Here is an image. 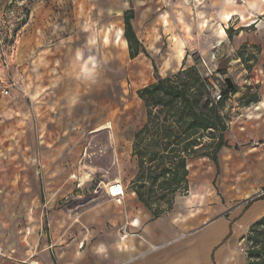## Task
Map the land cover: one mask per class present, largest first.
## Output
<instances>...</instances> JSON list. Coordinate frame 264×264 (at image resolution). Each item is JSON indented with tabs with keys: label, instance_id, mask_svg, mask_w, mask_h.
<instances>
[{
	"label": "rangeland",
	"instance_id": "374dc122",
	"mask_svg": "<svg viewBox=\"0 0 264 264\" xmlns=\"http://www.w3.org/2000/svg\"><path fill=\"white\" fill-rule=\"evenodd\" d=\"M212 1L0 0L1 38L11 25L18 27L9 59L8 79L14 84L11 91L25 94L28 107L38 109L37 127L42 140L50 137L57 144L71 140L64 152L72 158L71 163H44L57 149L44 146L42 167H24L27 174L30 169L42 168L41 176L52 185L55 171L68 166L65 169L72 174L74 191L71 195L62 194V207L104 196V189L116 181L132 190L133 173L138 169V162L132 157L134 134L147 119L137 91L156 82L154 63L162 78L171 77L182 68L197 67L214 85L215 98L221 94L220 87L225 86L226 79H232L238 90L243 88L240 94L230 96L235 105L228 107V124L237 118L233 109L239 113V106L248 104L256 94L252 91L256 85L244 84L246 78H251V61H256L252 52L256 48L250 44L235 51L233 38L241 30H236L232 22L220 26L207 6ZM131 7L134 31L147 52L135 59L116 38L118 30L124 32L123 14ZM222 27L226 29L225 36L221 34ZM247 29L254 31L253 27ZM178 50L184 54L180 63L176 59ZM245 69L248 72L243 73ZM242 97L247 99L239 103ZM228 104L229 100L223 108ZM4 155L0 144V254L23 261L29 258L30 242L37 239L26 228L33 221L26 205L48 202L50 195L46 193L55 192L56 187L47 185L48 192L44 190L38 199L30 175L20 193L17 173L12 175L13 170L2 164ZM4 171H11V181L8 174L4 177ZM24 206V214L17 212ZM11 207L15 213L10 214L13 219L6 226L9 215L5 208ZM41 232L49 234V228ZM246 244L245 241V249Z\"/></svg>",
	"mask_w": 264,
	"mask_h": 264
},
{
	"label": "crops",
	"instance_id": "0c3cea01",
	"mask_svg": "<svg viewBox=\"0 0 264 264\" xmlns=\"http://www.w3.org/2000/svg\"><path fill=\"white\" fill-rule=\"evenodd\" d=\"M242 1L213 0L207 6L220 26L232 22L236 30L245 28L233 38L235 51L250 44L256 48L252 52L256 61H251V78H246L244 84L256 85L252 91L258 100L241 104L239 113L233 109L237 118L224 133L227 146L218 153V164L202 156L189 160L188 193L177 195L173 209L157 218L126 185L120 202L104 189V196L62 207V194L74 191L72 174L65 169L68 166L55 171L52 185L44 181L40 167L27 174L24 167L32 164L42 167L44 163H71L72 158L64 154L71 140L64 139L61 144L50 137L42 140L37 127L38 109L28 107L25 94L11 91L14 84L8 79L10 63L7 68L0 65V144L5 151L2 164L13 170L12 175L17 173L20 193L30 175L38 199L48 190L47 185L56 187L55 192L46 193L50 195L46 204L39 201L26 205L33 215L26 228L37 235L30 242L29 258L10 259L3 253L0 264H248L245 237L251 225L264 217V200L253 201L264 192V0ZM227 15L232 19L226 20ZM250 27L254 31H248ZM116 38L120 46H127L123 30H118ZM183 56L178 50L177 62ZM242 90L239 88V94ZM245 99L242 97L239 103ZM231 101L223 108L227 115L230 106L235 105ZM44 146L57 147L54 156H47L45 162L41 154ZM7 174L11 181V171L4 177ZM24 209L17 212L24 214ZM5 210L9 215L7 226L15 209ZM44 228H49V234L41 232Z\"/></svg>",
	"mask_w": 264,
	"mask_h": 264
},
{
	"label": "trees",
	"instance_id": "16d2710c",
	"mask_svg": "<svg viewBox=\"0 0 264 264\" xmlns=\"http://www.w3.org/2000/svg\"><path fill=\"white\" fill-rule=\"evenodd\" d=\"M123 16L130 58L146 55L132 25L133 7ZM153 67L156 82L137 91L147 119L134 134L132 157L137 160L138 169L131 185L142 204L157 218L173 209L177 195L188 193L189 160L202 156L218 164V153L227 146L224 133L229 129L223 106L238 92V86L226 79L225 86L220 87L222 98L217 102L214 85L197 67L182 68L165 78L158 74L155 63ZM218 72L223 71L219 68ZM257 100L254 94L250 102ZM256 200H264V195L253 199ZM245 240L248 264H264V217L251 225Z\"/></svg>",
	"mask_w": 264,
	"mask_h": 264
},
{
	"label": "built area",
	"instance_id": "2783aa9c",
	"mask_svg": "<svg viewBox=\"0 0 264 264\" xmlns=\"http://www.w3.org/2000/svg\"><path fill=\"white\" fill-rule=\"evenodd\" d=\"M244 1V0H243ZM242 1V2H243ZM18 36V27L15 28L11 25L5 32L4 36L1 38L0 35V65L2 67H6L9 65V58L13 53V47L15 43V39ZM9 91L6 90L5 94H8ZM222 98L221 94L216 96V101H220ZM107 193L119 202L121 198H123L126 194L124 185L121 181H116L113 184H109L107 188ZM264 195V192L262 193Z\"/></svg>",
	"mask_w": 264,
	"mask_h": 264
},
{
	"label": "bare ground",
	"instance_id": "6f19581e",
	"mask_svg": "<svg viewBox=\"0 0 264 264\" xmlns=\"http://www.w3.org/2000/svg\"><path fill=\"white\" fill-rule=\"evenodd\" d=\"M230 19H232V16L231 15H227V17H226V20H230ZM223 28V27H222ZM221 31L223 32V33H225L226 32V29H221ZM222 34V33H221Z\"/></svg>",
	"mask_w": 264,
	"mask_h": 264
}]
</instances>
